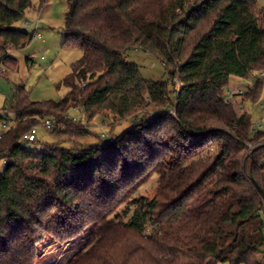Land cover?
<instances>
[{"label": "trees", "instance_id": "1", "mask_svg": "<svg viewBox=\"0 0 264 264\" xmlns=\"http://www.w3.org/2000/svg\"><path fill=\"white\" fill-rule=\"evenodd\" d=\"M35 1L0 0L2 64L16 67L11 51L35 37L18 27ZM64 34L63 49L82 51L62 81L66 95L34 102L17 86L0 114L14 116L0 137V264H37L47 236L67 243L86 228V246L67 264H263L264 196L254 181L264 191V130L254 133L225 91L232 77L251 79L237 106L263 97L264 8L68 0ZM131 48L152 54L169 79H144L125 57ZM73 108L79 122L66 119ZM98 116L133 126L113 143L86 144ZM48 119L58 124L45 128L53 142L30 148L24 136ZM154 177L150 199L140 191Z\"/></svg>", "mask_w": 264, "mask_h": 264}, {"label": "rangeland", "instance_id": "2", "mask_svg": "<svg viewBox=\"0 0 264 264\" xmlns=\"http://www.w3.org/2000/svg\"><path fill=\"white\" fill-rule=\"evenodd\" d=\"M257 13L264 8V0H256ZM39 0L34 2V8L25 15L18 27L35 35L33 40L23 49L12 50L11 56L17 60V66L2 64L0 68H5L6 72L0 74V114H4V108L12 98L17 86L25 87L30 100L34 102L60 101L68 92V88L62 81L73 72L74 64L82 57V51L77 49H63L65 40V18L68 10V0H48L39 10ZM37 7V9H35ZM40 35V38L37 36ZM128 61L139 66L141 75L149 81H167L169 75L163 64L152 54L144 52L139 48H131L125 52ZM264 81V78H262ZM175 88L180 89L181 84L174 80ZM252 84L251 79H241L232 77L225 91L228 92L240 88L246 90ZM240 103V97H235ZM264 93L261 101L257 104H243V111H247L252 116L253 130H257L261 125L264 130ZM242 110H239V112ZM142 114V113H141ZM140 114V115H141ZM70 115L78 120L83 118L79 112L70 111ZM7 129L14 124V116L9 115L6 121H0V137L7 132ZM108 126V127H107ZM133 126L132 120L121 121L116 117L103 116L96 117L91 123V130L97 137L86 140V144H97L102 142L99 138L101 129L105 127L109 136L116 141L117 136ZM37 142L31 143L30 148L41 149L44 144H51L53 140L46 132L45 128L36 129ZM7 162V161H6ZM5 161L0 162V172L4 170ZM158 186V177L144 186L141 195L153 198ZM120 218H123L122 211ZM126 221V219H124ZM91 228L81 230L78 235L67 243L47 236L39 245V258L37 264H67L68 261L78 253L88 242ZM264 264V261H262ZM224 264V263H218Z\"/></svg>", "mask_w": 264, "mask_h": 264}, {"label": "built area", "instance_id": "3", "mask_svg": "<svg viewBox=\"0 0 264 264\" xmlns=\"http://www.w3.org/2000/svg\"><path fill=\"white\" fill-rule=\"evenodd\" d=\"M38 38H40V35L37 36ZM6 72L5 68H0V74H4ZM261 78H264V72H262L260 74ZM244 93V90L237 88L235 90H230L228 92V98H227V103L233 105L235 108L238 107L239 110H242L243 108L241 106H237V102L235 97H240L242 96ZM261 108L264 110V104H262ZM73 111L79 112V110L77 108H73ZM67 120L69 121H73V122H78V120L74 117H72L70 114L66 117ZM44 128L46 129H55L56 127H58V124L56 121L48 119L43 123ZM4 127H6V125H4ZM108 127V126H107ZM7 129V127H6ZM259 130H263V127L260 125L258 127L257 130H253L254 133H256ZM99 138L102 142H109V143H113L114 139L111 138L107 132V130L105 129V127H103L101 129V133L99 135ZM24 143L31 144V143H35L37 142V137H36V129H33L30 133L26 134L22 140ZM7 163V162H6Z\"/></svg>", "mask_w": 264, "mask_h": 264}, {"label": "water", "instance_id": "4", "mask_svg": "<svg viewBox=\"0 0 264 264\" xmlns=\"http://www.w3.org/2000/svg\"><path fill=\"white\" fill-rule=\"evenodd\" d=\"M254 184H255L256 188L258 189V191L264 196L263 189L255 181H254Z\"/></svg>", "mask_w": 264, "mask_h": 264}, {"label": "crops", "instance_id": "5", "mask_svg": "<svg viewBox=\"0 0 264 264\" xmlns=\"http://www.w3.org/2000/svg\"><path fill=\"white\" fill-rule=\"evenodd\" d=\"M29 12H30V11H29ZM29 12H28V13H29ZM28 13H27V14H28Z\"/></svg>", "mask_w": 264, "mask_h": 264}]
</instances>
